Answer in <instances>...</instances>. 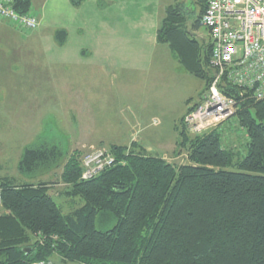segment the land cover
Listing matches in <instances>:
<instances>
[{
  "label": "trees",
  "instance_id": "1",
  "mask_svg": "<svg viewBox=\"0 0 264 264\" xmlns=\"http://www.w3.org/2000/svg\"><path fill=\"white\" fill-rule=\"evenodd\" d=\"M82 1L70 0L76 7ZM197 2L192 31L206 0L190 4ZM174 3L160 17L157 43L183 60L192 55L190 72L205 84L203 93L213 77L211 45L200 46L187 30L190 7ZM30 5L14 0L19 13ZM60 35L66 34L56 31L58 45ZM220 89L236 100L237 124L245 131L241 150L225 145L215 131L191 137L179 120L177 154L185 152L186 164L134 143L112 146L113 164L83 181L80 161L71 157L61 180L81 205L69 213L47 183L0 177V264H47L54 256L78 264H264V100ZM54 151L25 149L18 171L31 176Z\"/></svg>",
  "mask_w": 264,
  "mask_h": 264
},
{
  "label": "rangeland",
  "instance_id": "2",
  "mask_svg": "<svg viewBox=\"0 0 264 264\" xmlns=\"http://www.w3.org/2000/svg\"><path fill=\"white\" fill-rule=\"evenodd\" d=\"M180 1L190 7L187 30L200 46L209 44L210 37L204 27L199 26L195 31L190 29L200 10L198 2L191 5V0ZM174 2L176 0H162L161 17ZM0 24V177H9L18 183H47L55 202L64 213H69L81 205L79 198L66 194L69 188L61 180L64 166L71 157L81 162L93 152L111 155L112 146L134 143L142 148L148 143L163 142L155 145L161 153L145 151L173 164L187 163L184 151L177 154L178 136L173 125L179 120L183 124L189 108L199 104L205 93H201L205 84L191 73L195 67L192 55L187 54L183 60L179 53L168 51L164 57L160 54L157 71L154 68L145 75L131 73L128 78L134 77L131 80L136 88H145L141 92L133 93L130 87L125 92L126 87L119 91L117 80L112 78L107 79L106 86L97 80L91 85L87 79L80 80V86H73L71 68L66 67L70 70L67 75V69L63 72L64 66L42 56L35 42L25 40L36 30L24 32L4 21ZM14 38H22L25 44L19 40L13 42ZM74 87L78 88L76 92H73ZM74 106L92 110L95 124L89 126L73 121ZM139 109L144 111L140 118L142 128L128 140L137 127L130 117L131 111ZM236 119L232 118L229 125L222 124L220 130L225 145L241 150L245 131ZM25 149L55 151L47 162L35 167L31 176H26L17 169ZM49 263L78 264L62 261L56 256Z\"/></svg>",
  "mask_w": 264,
  "mask_h": 264
},
{
  "label": "crops",
  "instance_id": "3",
  "mask_svg": "<svg viewBox=\"0 0 264 264\" xmlns=\"http://www.w3.org/2000/svg\"><path fill=\"white\" fill-rule=\"evenodd\" d=\"M30 3V12L38 18L39 24L33 35L25 40L35 42L42 56L64 66V73L66 67L71 68V72L67 69V75L70 72L73 76L70 80L73 86H80V80L84 82L86 79L91 85L97 80L106 86L107 79L112 78L117 80L119 91L125 87L123 92L129 87L133 93L144 91L141 86L136 88L131 80L134 77L128 76L131 73L136 75V72L145 75L154 68L157 71L160 54L162 57L168 54V48L157 43L162 0H83L77 7L70 0H30ZM56 31L66 34L65 37L59 36L64 39L62 45H58L54 38ZM16 40L25 44L22 38H14L13 42ZM77 90L74 87L73 92ZM74 107L73 121L89 126L95 124L92 110ZM143 112L140 109L131 111L130 117L137 127L128 140L142 128L140 118ZM160 143L163 142L148 143L142 148L161 153L160 148L155 147Z\"/></svg>",
  "mask_w": 264,
  "mask_h": 264
},
{
  "label": "built area",
  "instance_id": "4",
  "mask_svg": "<svg viewBox=\"0 0 264 264\" xmlns=\"http://www.w3.org/2000/svg\"><path fill=\"white\" fill-rule=\"evenodd\" d=\"M0 21L24 32L38 27L36 16L19 13L14 0H0ZM200 26L210 37L208 67L213 77L199 104L184 116L183 125L192 136L218 130L223 138L220 127L229 125L238 108L236 100L225 95L221 87L264 100V0H206ZM107 153L83 157L80 179H93L109 168L114 160Z\"/></svg>",
  "mask_w": 264,
  "mask_h": 264
}]
</instances>
